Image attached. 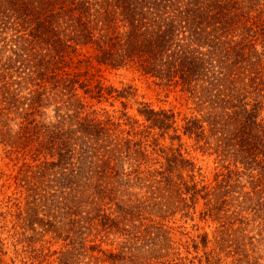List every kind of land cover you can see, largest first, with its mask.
<instances>
[{"label": "trees", "instance_id": "obj_1", "mask_svg": "<svg viewBox=\"0 0 264 264\" xmlns=\"http://www.w3.org/2000/svg\"><path fill=\"white\" fill-rule=\"evenodd\" d=\"M101 67L148 75L183 108L128 112L132 86ZM0 150V258L37 242L46 264H151L128 232L158 241L152 188L214 223L190 246L219 264L227 218L264 213V0H0Z\"/></svg>", "mask_w": 264, "mask_h": 264}, {"label": "rangeland", "instance_id": "obj_2", "mask_svg": "<svg viewBox=\"0 0 264 264\" xmlns=\"http://www.w3.org/2000/svg\"><path fill=\"white\" fill-rule=\"evenodd\" d=\"M101 73L104 75L106 82L117 86L129 83L132 86L131 91L133 94L130 97L128 96L126 101L128 112H134L135 104L133 101L135 99L149 101L155 107H172L175 110L183 108V105L179 104L178 92L169 91L166 93L163 86L158 85L155 79L134 69L101 67ZM102 105L110 107L106 103ZM115 106H118L117 102H115ZM185 146L195 161L208 169L211 165V156L193 149L189 142ZM9 165H11L10 162L0 150V174H3L0 176V183L5 177L4 171H7ZM143 188L146 193L149 184H145ZM151 189H149L145 199L147 206L157 201L161 202L165 207L161 208L162 210L159 213L163 212L164 216L163 218L154 216L151 213L153 208L148 207L145 208L146 212L143 213V219L147 221L150 218L148 223L157 228L158 241L152 246H148L146 239L143 242H138L135 226L139 224L135 222L129 228L128 244L137 247L141 254L155 252L156 258L148 260L151 264H194V251L190 246L192 239L198 231L206 230L210 234L213 222L198 219L195 209L193 210L187 206V203L184 205L182 201H177L175 197L166 201L161 200L160 195H156V192ZM143 209L144 207H142L141 212ZM196 209H198V204ZM229 220L227 222L228 228L223 233L225 241L221 245L222 253L220 254L219 264H264V213L253 216L247 224L243 225L235 224L234 219ZM141 230L143 231L142 228ZM143 232L145 233V231ZM117 237L120 238V235L118 234ZM109 242L107 238L99 246L111 248ZM38 246L39 243L37 242L25 246L21 245V247L18 244L15 251V247L8 245L1 254L0 264H46L45 253L38 256V251H35L36 248L34 247ZM71 264H78V260L73 261Z\"/></svg>", "mask_w": 264, "mask_h": 264}]
</instances>
